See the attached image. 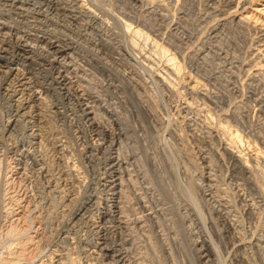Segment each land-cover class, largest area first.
Wrapping results in <instances>:
<instances>
[{"label":"rangeland","instance_id":"obj_1","mask_svg":"<svg viewBox=\"0 0 264 264\" xmlns=\"http://www.w3.org/2000/svg\"><path fill=\"white\" fill-rule=\"evenodd\" d=\"M1 1L0 20L11 29L7 42L25 33L65 37L73 47L63 61L70 77L113 114L100 112L107 135L75 118L64 123L65 159L80 181L72 186V202L62 207L60 196L48 200L54 194L34 164L35 150L28 152V145H18L20 137L6 132L8 108L0 99V256L7 244L33 235V252L22 264H205L207 252L200 247L209 238L204 248L212 252L210 264H216L218 248L226 264L243 257L264 264V193L244 159L222 151L228 142L222 126L229 123L244 135L245 144L233 149L243 147L263 179L264 0H56L71 12L48 9L41 0L24 11ZM246 14L260 21L243 19ZM128 18L176 52L183 76L169 69L152 39L127 28ZM31 43L41 47L40 57L49 58L43 44ZM196 80L198 93L191 88ZM89 139L98 142L92 161L85 157ZM115 156L122 161L117 194L105 182ZM50 162L53 171L60 168L57 160ZM191 180L197 194L190 201ZM90 196L93 209L82 225L74 224L70 216ZM116 200L123 208L120 228L113 222ZM107 224L121 258L100 263L93 247ZM67 226L73 239L66 245L61 233Z\"/></svg>","mask_w":264,"mask_h":264},{"label":"bare ground","instance_id":"obj_2","mask_svg":"<svg viewBox=\"0 0 264 264\" xmlns=\"http://www.w3.org/2000/svg\"><path fill=\"white\" fill-rule=\"evenodd\" d=\"M2 1L5 4L11 5L14 8H17V10L19 9V10L24 11L27 8L26 7L27 4H29L27 10L32 9L33 7L31 8L29 6L31 5V2L34 3L35 0H2ZM0 4H2V3H0ZM41 4L43 7L45 6L48 9L59 8V9H62L63 11H65V10L66 11L68 10L69 12L75 11V10H73V8L68 7L67 5H63L59 2H57L56 0H41ZM42 6H41V8H42ZM1 8H2V10H4L3 6ZM37 8H40V7H37ZM48 9H47V11H48ZM8 10H10V8ZM253 10L258 11V10H260V8L256 7ZM12 11H13V9H12ZM0 12H1V9H0ZM43 13L46 14V12H43ZM36 14H38V13H36ZM243 19H247V20L255 19V21H257V22L260 21V17L256 19L254 14H246V15H244ZM124 21H125L127 28L134 31L135 34H138L141 36L143 35L145 37V39H152L154 44H155L154 48L156 50V53H158L160 55H165L167 57L169 69L172 70L173 73H175L177 76H181V75L183 76V74H182L183 73L182 72L183 64L178 60V57H177V54L175 51H172V49L169 46L164 45V43H162V41L160 42L159 40H161V39H157L156 37H153V35H151V33L149 31H147L146 29H143L144 27L142 28L139 24L134 25V23L132 22V19L130 21L128 18V20H124ZM212 29H214V28H212ZM9 30H11V29L8 28V26H6V24H4V22L0 20V99H2L3 102L5 101L4 103L8 108L7 109L8 114H7V111L5 110L7 117H8V119L6 121L7 124H5V130L10 135L14 134L16 136V138H17V136L20 137V140H19L20 144H18V145H22V146L28 145L30 148L29 150H27L28 152H31L32 148H33V150H35V151H32V152H36V154L33 156L34 164L39 169H41L40 171L43 175V178L45 179L46 184H48L46 187L50 188L49 191L51 192V194L52 193L54 194L53 195L54 197L53 198L49 197L48 200L53 199V201H54V198L56 199L58 196H60L61 200L62 199L64 200L62 207L67 206V205H69L70 202H72V200L74 198L73 193H72L73 191L71 190L72 186L74 185V183H76L77 181H80V180L78 179V176L75 173L76 168L71 166L70 163L68 164L66 162V159H65L67 157V154L64 152V151H66L64 148H66V146L68 145V142L66 139L67 137L65 136V134H67V133L64 134V130H65L64 129V123L66 124L67 120L75 118L76 120H79L80 122H82L84 124H87V126L90 125V127L93 128V130L95 129L97 131V133L101 132V133L107 135L109 133V130L103 124V122L101 120L100 112H103L102 114L105 113L106 115L111 116V117H112L113 112H110L108 110V108L106 109L105 107H102V105L99 104L96 96L91 95V94H87L86 93L87 90L85 92L84 91L85 89L84 90L80 89L81 86L77 87L76 84L74 83V81L72 80V78L70 77L71 72L69 71V69L65 68L63 61H65L66 58H69V56H70L69 53H70V51H72L73 47H72V43L70 41H67L65 37H64V39H62V38L58 37L59 35L58 36H46L44 34L43 35H40V34L37 35V34H32V33H25L22 38L17 39L14 43L11 44V43L7 42L8 37L6 36L11 32ZM53 35H55V34H53ZM5 36L7 38H5ZM31 42H36L39 45L43 44L46 51H47L46 52L47 56H49V58L46 59L45 57H40V54H38L37 51L41 47L37 46L38 49L36 48L37 49V51H36L35 47L32 45ZM41 56H43V53ZM200 83L201 82L198 80L196 83L194 82L192 84V87H191L194 91H197V93H198L197 89H198V86L200 85ZM86 96H87V98H86ZM51 97L54 98L53 101H55V102L50 101ZM49 102H51V103H49ZM74 102L77 103V104L75 103L77 106H73ZM3 114H4V111L2 110V107H1L0 108V123H1L0 126L1 127L4 125V122H2V121H4L3 120L4 119ZM222 130H223L222 132H224L228 135L227 145L222 147L223 153L229 155L231 158L233 157L234 159L239 160V162H240V158L244 159V162L247 163V166L245 168L246 172L251 174L250 176L253 179V181L256 183L255 185H257V187H259V189L262 191V193H264V177H262L263 179H261L260 178L261 175L260 174L258 175L256 167H253V164L249 163L251 160H248L245 157L246 154L244 153V151H242L243 147H242V149L240 148L241 150H238V151L234 150L232 147L233 144L238 143V142L240 144L241 143L243 144V140H244L243 133L239 130V128L232 127L229 123L224 124L222 126ZM94 139H95V137H94ZM93 141H91L89 139V142L88 143L86 142L87 144L85 145L86 146L85 149L87 152V153L85 152V155H86L85 157L87 160H91V161H92L93 156H94L93 151L96 149V146L98 143L97 142L95 145V143ZM99 144H101V143L99 142ZM242 144H241V146H242ZM249 145H250V143H249ZM15 146H17V145H15ZM234 147H236V146H234ZM237 148H238V146H237ZM16 152H18V150ZM259 152L260 151L258 150V156H257L258 159L261 156L259 154ZM30 157H32V155ZM51 160H57L58 161L57 163H59L60 168L55 170V171H53L54 169L53 170L50 169L49 163H51L50 162ZM121 162L118 160V157H116V156L112 157L110 162H109L110 167L108 168L110 171V174L107 172L108 175H110V176H109V178L105 177L106 178L105 182L107 183L106 185L109 186V188L111 187L110 189H112L114 191H116L120 187V185L123 184V183L121 184V180H122L121 177L119 179L115 178L116 175L119 173V170L122 166ZM260 164L258 167H260ZM120 176H122V175L120 174ZM192 181L193 180L190 181L191 183L189 182L190 184H188V187H187V191H188L187 195H189L191 197L190 201L192 199L195 200V197L197 194L196 190H195L196 184H195V182H192ZM51 187L53 188L52 190H51ZM44 191H46V189ZM119 191H121V193H122L121 189ZM62 192H63V194H62ZM117 192L118 191H116L115 194H117ZM51 194H49V195H51ZM60 197H58V198H60ZM119 197H120V195H119ZM82 200H81L82 203L78 204L80 206H78V208H76V210L70 216L71 222H73L75 220L74 224H76V222L81 223L80 220L84 221V219H86V217H87L86 214L89 211H91V209H93L92 207L95 204V202H93V198H91V196H90V198L87 197L86 199L84 198ZM59 202L61 203V201H59ZM66 202H68V203L66 204ZM118 202L119 201L116 200L113 203V212H114L113 222L115 223L114 224L115 228H120L122 225V214H121L122 212H120V209H123V208L119 207V205L117 204ZM46 203H48V202L46 201ZM72 209H75V208L73 207ZM11 210H12V208H11ZM11 210L7 211L8 214H10ZM71 211H73V210H71ZM109 211H110V209H109ZM104 214L107 215L106 213H104ZM111 221H112V219H111ZM227 222H228V220H227ZM70 223H69V225H70ZM80 223H77L76 226H79L78 224H80ZM82 224L83 223H81V225ZM110 224H111V222H110ZM228 224L229 223H227V228L230 227V224H229V226H228ZM70 227L71 226H67V230H64V233L63 232L61 233L64 235L66 234V236L62 238V241L64 243L65 242H72V239H73V237L71 236L72 233L68 232L71 230ZM100 228H102V227H100ZM111 228H112V225L111 226L108 225V226H104L103 230L100 229L102 231L100 232L101 233V235H99L100 237L99 238L97 237L98 241H96V243L94 244L95 246L93 245L94 247L91 245L93 248L96 249V250L93 249V253L96 254L95 259H97L96 260L97 262L104 261V260L110 259V258L111 259L121 258V252L117 248L118 245L117 246L115 245L117 243L112 242L109 238L108 233L110 230H112ZM225 228H226V226H225ZM225 228L222 229L223 233L225 232ZM14 229H17V228H14ZM222 230L219 228L218 233H222L221 232ZM226 231H227V229H226ZM98 234H99V232H98ZM32 238H33V235L32 236L28 235L27 237H24V239H18L19 241H17L13 245H12V243L7 244L4 247V251L2 252V254L0 256L1 263L2 264H22V263H20V261L23 260L24 258L27 259L33 252V251L32 252L29 251V248L31 247L29 245L31 244V241L33 240ZM74 238H76V237H74ZM208 239L209 238H204L202 241L201 247H200V249H202V251H205V253L207 252L205 255H203V257H205V260H204L205 264H210L211 259L209 256L212 254V252L208 246L206 248H204V246H206L208 244L207 243ZM240 241H241V239H240ZM75 242H77V243L79 242L78 238H77V241H75ZM255 244L257 245V243H255ZM65 246H63V247L66 248ZM213 246H215V245H213ZM216 247L218 248L219 244H218V246L216 244ZM32 249H30V250H32ZM218 249H215L214 250L215 252L213 251V254L215 256L214 259L216 260L215 263L216 264H226L227 263L225 261L226 257L224 255H221L222 254V253H220L221 249L219 252L217 251ZM227 252H230V251H227ZM91 254H92V252H91ZM22 257H24V258L21 259ZM59 259H61V258H59ZM59 259H57L56 262L59 263L60 261H62L63 258L60 261H59ZM38 260L41 261L40 258ZM118 260L120 261L121 259H118ZM29 261H31V259ZM231 261H233V259ZM249 261H250L249 259H247L246 257H243L241 259L235 260L234 262H236L235 264H250ZM51 262H52V259H51ZM100 263H102V262H100Z\"/></svg>","mask_w":264,"mask_h":264}]
</instances>
